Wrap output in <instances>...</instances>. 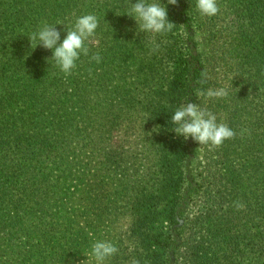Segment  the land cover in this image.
Segmentation results:
<instances>
[{"label": "trees", "instance_id": "16d2710c", "mask_svg": "<svg viewBox=\"0 0 264 264\" xmlns=\"http://www.w3.org/2000/svg\"><path fill=\"white\" fill-rule=\"evenodd\" d=\"M136 2L0 0V264H97L98 240L118 248L103 264H264V0L211 17L154 0L165 34L137 33ZM85 14L99 24L65 77L27 36L59 22L63 40ZM187 99L235 137L177 136Z\"/></svg>", "mask_w": 264, "mask_h": 264}, {"label": "clouds", "instance_id": "9594fccd", "mask_svg": "<svg viewBox=\"0 0 264 264\" xmlns=\"http://www.w3.org/2000/svg\"><path fill=\"white\" fill-rule=\"evenodd\" d=\"M170 5H176L177 0H167ZM196 8L202 16H215L220 11L217 0H196ZM129 17L134 18L138 25L137 33L165 34L172 32L176 26L170 22L166 6L161 3L149 2V0H137L131 5ZM61 23H57L59 25ZM98 19L94 14H85L75 19L71 26L64 25L66 36L61 40V33L56 25L42 24L37 31L27 36L31 47L35 43L44 49L52 51L51 60L59 67L65 77L72 74L76 68V61L81 54L87 56L89 48L85 42L94 37L95 30L98 27ZM151 52H157L160 45L155 39L150 41ZM48 59V58H46ZM48 59V60H50ZM91 60L99 63L101 57L98 53L91 56ZM202 80L206 82L207 73L201 72ZM198 95H206L208 98H225L228 91L224 87L209 88L207 92H199ZM171 123L174 125L172 131L177 136H182L185 140L189 137L199 145H208L211 149L217 148L227 139L235 137L236 133L225 123H217V117L206 107H200L197 103L189 102L188 99L179 104L171 115ZM237 209L243 207V204L236 202ZM118 252V248L109 241L98 240L91 245V256L95 258L97 264L112 257ZM132 264H138L133 260Z\"/></svg>", "mask_w": 264, "mask_h": 264}]
</instances>
